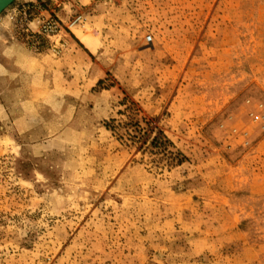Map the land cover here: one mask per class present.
<instances>
[{"label":"rangeland","instance_id":"1","mask_svg":"<svg viewBox=\"0 0 264 264\" xmlns=\"http://www.w3.org/2000/svg\"><path fill=\"white\" fill-rule=\"evenodd\" d=\"M18 2L0 14V264H264V0H36L87 18L60 39L18 33ZM125 107L187 161L107 130Z\"/></svg>","mask_w":264,"mask_h":264},{"label":"trees","instance_id":"2","mask_svg":"<svg viewBox=\"0 0 264 264\" xmlns=\"http://www.w3.org/2000/svg\"><path fill=\"white\" fill-rule=\"evenodd\" d=\"M125 108V112H129L125 121L116 122L111 119L106 123L107 130L121 140L126 139L130 147L135 148L138 153L159 155L160 160H164L166 166H180L187 161L186 157L175 148L164 132L157 126H153L152 120L143 119L144 127H142L134 117L135 110H131L130 107ZM136 110L139 112V109ZM119 114L122 115L123 113Z\"/></svg>","mask_w":264,"mask_h":264},{"label":"built area","instance_id":"3","mask_svg":"<svg viewBox=\"0 0 264 264\" xmlns=\"http://www.w3.org/2000/svg\"><path fill=\"white\" fill-rule=\"evenodd\" d=\"M57 3V0H50ZM67 3L72 2L74 5L81 4V0H66ZM103 4L116 3L120 0H97ZM57 7L60 5L57 4ZM65 8V6H64ZM7 19L13 23L18 33L34 38L41 36L46 39H60L65 28L70 30L72 27L83 26L87 23V18L82 14H76L67 25H63L62 21L56 16L42 8L36 1L15 4L11 11L7 13ZM60 41V40H59ZM152 43L150 35L145 37V44ZM54 53H58L57 47L53 48Z\"/></svg>","mask_w":264,"mask_h":264},{"label":"water","instance_id":"4","mask_svg":"<svg viewBox=\"0 0 264 264\" xmlns=\"http://www.w3.org/2000/svg\"><path fill=\"white\" fill-rule=\"evenodd\" d=\"M15 0H0V14L9 7Z\"/></svg>","mask_w":264,"mask_h":264},{"label":"crops","instance_id":"5","mask_svg":"<svg viewBox=\"0 0 264 264\" xmlns=\"http://www.w3.org/2000/svg\"><path fill=\"white\" fill-rule=\"evenodd\" d=\"M33 1H36V0H19V2L17 4H22L25 2H33Z\"/></svg>","mask_w":264,"mask_h":264}]
</instances>
